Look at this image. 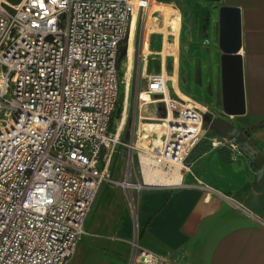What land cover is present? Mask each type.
I'll return each mask as SVG.
<instances>
[{
	"label": "built area",
	"instance_id": "built-area-1",
	"mask_svg": "<svg viewBox=\"0 0 264 264\" xmlns=\"http://www.w3.org/2000/svg\"><path fill=\"white\" fill-rule=\"evenodd\" d=\"M151 1L0 0V264H66L102 187L145 185L140 153L152 166L181 165L180 172H189L187 159L203 141L242 153L234 139L204 128L209 111L173 94L161 58L159 71L147 74L149 58L135 40ZM132 31V69L136 59L145 84L135 91L124 145L132 70L129 78L118 71V54ZM120 86L119 125L109 132ZM120 147L126 175L136 166L141 183L111 177ZM132 245L128 264H173Z\"/></svg>",
	"mask_w": 264,
	"mask_h": 264
},
{
	"label": "crops",
	"instance_id": "crops-1",
	"mask_svg": "<svg viewBox=\"0 0 264 264\" xmlns=\"http://www.w3.org/2000/svg\"><path fill=\"white\" fill-rule=\"evenodd\" d=\"M176 1L190 10L189 31L192 34L186 57L188 64L195 61L202 65L201 72L204 69L208 75H216L220 86V109L218 9L227 6L240 11L239 55L245 113L230 120L218 119L221 122H217L212 131L216 115L206 122L210 135L215 137H225L232 128L247 133L250 139L245 135L243 139L264 154V142L256 138L264 135V0H220L219 4ZM212 10L215 13L209 17L207 13ZM199 17L203 25L200 28ZM175 20L180 26L179 12L172 17L171 26ZM179 34L178 29L177 40L173 37L169 40V52L175 61L176 93L187 100L192 97L176 86ZM206 101L208 103L209 99ZM196 102L209 111L206 116L211 119L212 112L208 107ZM186 164L189 172L179 173L178 184L170 180L162 184L144 182L137 191L103 186L86 219V235L66 264H128L134 242L173 264H264V188L256 190L254 187V182L258 183L264 177L262 175L259 181L255 179L256 171L264 163L252 168L244 153L210 149L208 142L203 141ZM110 174L117 181L141 183L140 179L132 180L125 170L121 173L116 165L112 166Z\"/></svg>",
	"mask_w": 264,
	"mask_h": 264
},
{
	"label": "rangeland",
	"instance_id": "rangeland-1",
	"mask_svg": "<svg viewBox=\"0 0 264 264\" xmlns=\"http://www.w3.org/2000/svg\"><path fill=\"white\" fill-rule=\"evenodd\" d=\"M157 3H152L150 5V9L148 8V13L146 14V17L141 19L138 24L137 32H136V44L139 45L140 41H143L142 46L147 43L148 35L155 36L158 33L159 29V18L154 19V15L151 12V8ZM168 5L173 6L177 11L180 10V15L182 18V23L180 26V37H179V46H180V62H179V70H178V87L180 90L187 95L191 96L194 100L201 102L205 106L208 107V109L212 112V115L210 116L211 119H209L207 116L205 117L204 122L212 120L213 114L217 115L220 114V104H219V96H220V86L218 84V80L215 74L208 75V72H205L204 69L201 72V66L195 61H191L188 64V60L186 59L187 53H188V46L190 45L189 36L192 34V31L190 32V26H191V20L189 16V9L185 7L184 4L178 3L176 0H170ZM179 9V10H178ZM215 13L214 10L209 11L207 15L212 16ZM213 17V16H212ZM208 18V17H207ZM198 21V28L203 26L201 24V17L197 19ZM207 21V20H206ZM205 21V22H206ZM144 39V40H143ZM159 36L154 39V47L151 48L153 51H156L159 49ZM124 45H121L120 51L118 54V71L122 73L125 69V62L126 59L124 55L122 54V50L124 48ZM141 48V46H140ZM158 61V62H157ZM171 59H168L165 61V69L166 72L169 74L171 73ZM159 63L160 59L158 57H150L147 60V74L155 73L159 71ZM205 68H208L209 66L203 65ZM140 65L135 59L133 69H132V76H131V91L129 95V101H128V118L127 123L123 127L122 135H121V141L122 144L128 145V139L129 135L133 132V124L135 121V115H136V105H135V91L138 89V87L143 86L145 84L144 79L140 76ZM201 72V73H200ZM122 91V86H120L119 91V101L117 103L116 109L112 115L111 124H110V130L109 132H114L116 127L119 124V117L122 109V99L120 98ZM206 99H209V102L207 103ZM148 100V97L145 95L143 97L142 101ZM198 105V104H197ZM201 110L206 111L203 107L198 105ZM128 156H127V149L124 147H120L117 154L115 155L113 159V165H116L117 169L124 174L125 165L127 163ZM115 167V166H114ZM113 167V168H114ZM130 177L132 180L134 179H140L137 167L134 166V172L130 174Z\"/></svg>",
	"mask_w": 264,
	"mask_h": 264
},
{
	"label": "water",
	"instance_id": "water-1",
	"mask_svg": "<svg viewBox=\"0 0 264 264\" xmlns=\"http://www.w3.org/2000/svg\"><path fill=\"white\" fill-rule=\"evenodd\" d=\"M212 4H219L220 0H194ZM241 19L240 11L237 8L220 6L218 9V50L220 54V78H221V109L220 114L214 119H232L243 116L245 113L244 86L242 59L239 55L241 46L240 33ZM126 43L122 54H126ZM229 122V121H228ZM247 133H240L232 128L225 134V138L234 139L241 152L249 158V166L256 167L261 158L264 163V154L254 149L247 140L242 141ZM264 135H257L256 138L262 140ZM250 139V138H249ZM264 175V164L255 173L256 181Z\"/></svg>",
	"mask_w": 264,
	"mask_h": 264
},
{
	"label": "bare ground",
	"instance_id": "bare-ground-1",
	"mask_svg": "<svg viewBox=\"0 0 264 264\" xmlns=\"http://www.w3.org/2000/svg\"><path fill=\"white\" fill-rule=\"evenodd\" d=\"M156 0H152L148 6H147V10L145 11V15L148 13V8L150 9V5L155 2ZM151 12L154 15V19H158L159 18V29H158V33L157 36H159V49L156 51H153L149 48V40L151 38V35H148L147 38V43H145L143 46V41L141 42V51L143 52V54L145 56H147V58L150 57H158L161 58L162 64L165 65V61L168 59L172 60V65H171V73L169 72V74L166 72L165 67H163V71H162V76L163 79L166 80L169 84V88L173 89V94L175 96H177L180 100L185 101V102H190L193 101L196 105L198 104L195 100L191 99H187V100H183L181 99L178 94L176 93V89H175V77H174V73H175V61L174 58L171 56L170 52H169V37H173L174 41L177 40L176 37V33L177 30L179 29V33H180V26L178 25V21L175 20V23L172 24L171 26V21H172V17L175 16L177 14V12H179L180 14V10L177 11L176 9H174L173 7L169 6L168 4H155L152 8H151ZM146 17V16H145ZM173 30V34L170 35V30ZM134 30V27L133 29ZM180 37V34H179ZM179 37H178V42H179ZM144 40V39H143ZM133 31L131 32V35L129 37L128 40V44L126 46V53H127V61L125 62V70H126V76L127 78L130 77L131 74V70H132V53H133ZM158 62V61H157ZM140 71V70H139ZM177 79V78H176ZM167 86V85H166ZM176 86L178 87L177 83ZM178 90H180V88H177ZM181 92V91H180ZM182 93V92H181ZM147 96V94H142L141 96V101L143 100L144 96ZM185 95V94H183ZM147 101V100H146ZM197 107L199 108V106L197 105ZM199 110H201L199 108ZM202 112H207L204 110H201ZM136 112V111H135ZM119 125V124H118ZM148 128L155 130L157 132H159V124H151L148 126ZM144 146L145 142H139V145ZM139 159L141 162V177L144 180L145 183H149V184H153L155 182H158L160 184L164 183L166 180H170L172 183L174 184H178L179 183V173L181 170V165H173L170 166L168 169H164L163 167H158V166H152L151 163L146 160L144 158V156L140 153L139 154Z\"/></svg>",
	"mask_w": 264,
	"mask_h": 264
},
{
	"label": "trees",
	"instance_id": "trees-1",
	"mask_svg": "<svg viewBox=\"0 0 264 264\" xmlns=\"http://www.w3.org/2000/svg\"><path fill=\"white\" fill-rule=\"evenodd\" d=\"M170 2V0H156L155 2H153V3H157V4H168ZM217 122H221L220 120H218V119H216L215 120V123L213 124V126L211 127V131L212 130H214L215 128H216V123ZM110 124H111V122H110ZM207 127V122H204V128H206ZM109 129H110V127H109ZM245 139H242V141H244ZM261 162V158H260V160L258 161V163H260ZM257 163V164H258ZM256 164V165H257ZM254 187H255V189L256 190H261L262 188H264V177H262V179L258 182V183H256V182H254Z\"/></svg>",
	"mask_w": 264,
	"mask_h": 264
}]
</instances>
